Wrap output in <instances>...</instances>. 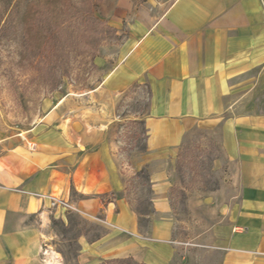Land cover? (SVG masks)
<instances>
[{
    "label": "crops",
    "instance_id": "0c3cea01",
    "mask_svg": "<svg viewBox=\"0 0 264 264\" xmlns=\"http://www.w3.org/2000/svg\"><path fill=\"white\" fill-rule=\"evenodd\" d=\"M113 10L111 22L124 21L129 35L119 62L92 92L107 106L145 80L146 148L130 164L121 162L108 130L113 117L88 132H64L59 102L39 119L38 132L0 127V264H46L41 248L66 211L35 193L69 199L81 210L73 214L104 229L95 239L78 236L77 264H165L175 251V158L194 131L219 127L237 188L221 264H264V0H168L157 14L117 0ZM71 121L83 130L81 120ZM140 170L151 190L144 232L128 196L127 177Z\"/></svg>",
    "mask_w": 264,
    "mask_h": 264
},
{
    "label": "rangeland",
    "instance_id": "374dc122",
    "mask_svg": "<svg viewBox=\"0 0 264 264\" xmlns=\"http://www.w3.org/2000/svg\"><path fill=\"white\" fill-rule=\"evenodd\" d=\"M116 1L71 0L66 9L62 0H0L2 129L38 132L39 119L59 102L64 132H88L94 122L113 117L115 121L108 130L113 135L117 158L130 164L145 150L141 121L148 110L145 80L133 84L124 95L113 96L107 106H103L102 95L95 97L92 92L119 62V46L129 35L124 21L118 26L111 22ZM167 1L129 3L157 14ZM95 98L100 99L97 108L91 106ZM97 116L103 119L96 120ZM72 117L75 122H83V130L72 128ZM224 145L222 127L196 130L185 139L175 158L170 190L175 251L165 264H221L236 207L232 197L237 192L228 178ZM127 178L128 196L144 232L149 220L145 215L151 213L148 172L140 170ZM73 213L66 211L65 221L51 223L53 236L48 245L61 257L62 264H77L80 234L95 239L104 231ZM97 264L146 263L108 259Z\"/></svg>",
    "mask_w": 264,
    "mask_h": 264
},
{
    "label": "built area",
    "instance_id": "2783aa9c",
    "mask_svg": "<svg viewBox=\"0 0 264 264\" xmlns=\"http://www.w3.org/2000/svg\"><path fill=\"white\" fill-rule=\"evenodd\" d=\"M35 196L39 198H47L51 208H61L64 211L81 213V210H79L75 204L69 201V199L59 198L53 195H46L43 193H35ZM96 219L99 221H103L99 218ZM53 253H55V255ZM57 254L58 253H56L50 245L43 244L41 248V256L46 264H62V259L59 255L56 256Z\"/></svg>",
    "mask_w": 264,
    "mask_h": 264
},
{
    "label": "trees",
    "instance_id": "16d2710c",
    "mask_svg": "<svg viewBox=\"0 0 264 264\" xmlns=\"http://www.w3.org/2000/svg\"><path fill=\"white\" fill-rule=\"evenodd\" d=\"M71 0H62V5L64 8H68V6H70ZM130 259V258H127Z\"/></svg>",
    "mask_w": 264,
    "mask_h": 264
},
{
    "label": "bare ground",
    "instance_id": "6f19581e",
    "mask_svg": "<svg viewBox=\"0 0 264 264\" xmlns=\"http://www.w3.org/2000/svg\"><path fill=\"white\" fill-rule=\"evenodd\" d=\"M53 254L55 255V253H53ZM53 254H52V255H53Z\"/></svg>",
    "mask_w": 264,
    "mask_h": 264
}]
</instances>
